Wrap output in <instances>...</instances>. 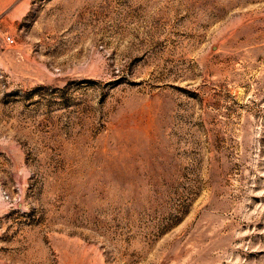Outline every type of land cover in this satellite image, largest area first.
<instances>
[{"label":"rangeland","instance_id":"rangeland-1","mask_svg":"<svg viewBox=\"0 0 264 264\" xmlns=\"http://www.w3.org/2000/svg\"><path fill=\"white\" fill-rule=\"evenodd\" d=\"M0 264H264V0H0Z\"/></svg>","mask_w":264,"mask_h":264},{"label":"built area","instance_id":"built-area-1","mask_svg":"<svg viewBox=\"0 0 264 264\" xmlns=\"http://www.w3.org/2000/svg\"><path fill=\"white\" fill-rule=\"evenodd\" d=\"M5 39H6L8 42H12V41H13V38H12V36H10V35H6V36H5Z\"/></svg>","mask_w":264,"mask_h":264}]
</instances>
